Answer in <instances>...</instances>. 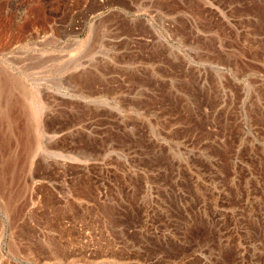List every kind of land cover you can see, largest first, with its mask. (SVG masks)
I'll return each instance as SVG.
<instances>
[{"label": "rangeland", "instance_id": "rangeland-1", "mask_svg": "<svg viewBox=\"0 0 264 264\" xmlns=\"http://www.w3.org/2000/svg\"><path fill=\"white\" fill-rule=\"evenodd\" d=\"M0 73V264H264V0H0Z\"/></svg>", "mask_w": 264, "mask_h": 264}, {"label": "bare ground", "instance_id": "bare-ground-1", "mask_svg": "<svg viewBox=\"0 0 264 264\" xmlns=\"http://www.w3.org/2000/svg\"><path fill=\"white\" fill-rule=\"evenodd\" d=\"M0 74H2V73H0ZM5 79V78H4ZM2 83V82H1ZM8 85V84H7ZM16 87V86H15ZM19 87V86H18ZM22 132V131H21Z\"/></svg>", "mask_w": 264, "mask_h": 264}]
</instances>
